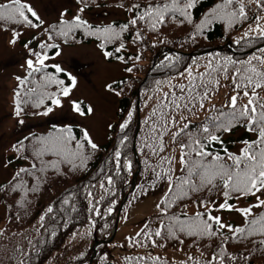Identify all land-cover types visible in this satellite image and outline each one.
<instances>
[{
  "label": "snow or ice",
  "instance_id": "obj_1",
  "mask_svg": "<svg viewBox=\"0 0 264 264\" xmlns=\"http://www.w3.org/2000/svg\"><path fill=\"white\" fill-rule=\"evenodd\" d=\"M197 3L198 0H148V3L143 5L132 2L128 6L120 3L118 7L131 13L126 23L97 25L90 22L85 15L93 6H100L97 0H75V10L63 8L54 23L43 19L28 0L0 2V22L40 30L39 37L34 36L23 43V48L27 51L23 65L25 74L14 77L17 86L13 90L12 115L17 124H25L24 116L28 107L36 110L32 113L34 116L49 117L56 109L63 107L62 98L71 97L78 84L77 77L71 72H66L59 62L49 61H55L62 55V44L82 43V40L77 39L78 35L85 38L94 37L100 41L98 47L105 59L115 58L125 65L131 60L133 67L124 69L127 73L133 72L142 53L134 57L119 55L126 48L124 34L134 30L132 42H143L145 30L158 31L159 27L167 22L178 20L181 25H192L189 38L195 42L198 37L207 38L206 33L217 23L222 24L227 32L251 18L252 23L248 24L243 34L235 38L234 42L239 45L241 41H245L252 45L257 39L264 41V0H216L199 20L192 14ZM141 24L145 26L144 29L139 27ZM21 36L22 32L18 28L11 29V39L8 43L16 46ZM58 39L62 43L57 42ZM33 40L36 42L35 47L32 46ZM108 45H114L111 51L107 50ZM52 51L55 56L49 54ZM257 52L258 54L254 53L247 59L240 60L228 55L221 56L218 52L212 53L204 64L205 71L196 75H193V68L188 67V84L179 85L181 95H176V85L169 84L173 91L162 93L149 116L151 119L159 111L162 121L160 124L154 122L150 127V131L156 133L154 141L145 142L152 154L166 150V134L171 135L172 144L177 147L173 148V155L159 158V170L156 167L151 169L155 175L151 187H154L157 181H166L168 185L163 197L156 204L158 218L166 217L167 223L161 219L154 231L145 224L141 232L137 233V237L142 236L154 247L164 246L158 244L156 238H171L183 244L181 236L194 238V243L205 239L212 241L220 237L217 245L219 253H210L203 261L188 257V260L181 264H189V261L192 264H253L257 252L264 257V47L258 48ZM166 59L172 64L181 57ZM196 64L197 60H193V65ZM61 74L65 79L60 78ZM221 76L225 80H231L232 93L217 107L214 100L220 87ZM197 79L199 84L195 83ZM122 84L123 82L119 81L115 87L113 84L106 87L108 91L120 96L123 93V88L120 87ZM161 84V81H156L157 87L153 91H160ZM53 86L54 91L50 90ZM116 87H120V91H116ZM70 104L74 114L79 117L95 113L94 107L85 105L82 100L70 99ZM164 108L168 109L167 113L163 111ZM173 109L180 112L183 122L179 125L172 115ZM134 110H130L127 118L118 125L119 132L116 135L119 145L114 149L113 157L109 161L114 162V175L117 177L121 175L122 169L131 172V160H124L122 163L121 148L128 140L126 129L132 121ZM197 111H206L207 115L199 124L191 126V121L183 113L194 115ZM169 123L175 131L169 128ZM108 127L112 129L114 126L109 124ZM237 128H243L245 133L249 134L247 138L240 140L237 152L229 150L226 146L222 148V152L213 150V145L225 144L223 134L232 133ZM99 150L100 145L95 142L86 126L80 127L79 134L74 131L72 124L60 127L53 124L44 134L24 135L12 144L11 151L28 161V166L19 168L7 186L0 190L17 195L22 193L19 205L26 208L30 203L29 193L37 192L42 184L48 182L50 175L67 176L69 173L86 171L89 161ZM145 163L147 164V161ZM105 180L106 184L104 180L100 181V188L109 195H115L112 191L113 175H106ZM141 190L146 194V191ZM204 192H207L208 196L198 195ZM213 195L217 198L222 196L223 201L217 204L215 199H210ZM87 197L89 212L101 215L100 209L92 203L94 197L91 191H87ZM104 199L105 197L101 196L100 200ZM185 200L197 204V210L193 214L189 215L185 210L187 204H184L179 213L172 211ZM239 201L247 203L242 206L234 203ZM62 204L71 206V201L65 197ZM114 207L115 201L107 208V213L110 214ZM72 211L77 209L72 206ZM214 211L239 213L243 222L235 224L225 221L222 216L214 215ZM53 212L54 207L49 205L39 218L41 227L46 217ZM94 227L95 223L91 221L88 236H91ZM104 227L107 228L108 225L105 224ZM51 235L54 237L56 232L53 231ZM232 240L243 243L244 252L230 253L227 246ZM129 242L132 243V240ZM207 247L211 248V243ZM16 251L23 255L22 249L17 248ZM150 259L151 264H169L160 257ZM19 264H24V261L20 260ZM102 264H108L107 256L102 258Z\"/></svg>",
  "mask_w": 264,
  "mask_h": 264
},
{
  "label": "trees",
  "instance_id": "obj_2",
  "mask_svg": "<svg viewBox=\"0 0 264 264\" xmlns=\"http://www.w3.org/2000/svg\"><path fill=\"white\" fill-rule=\"evenodd\" d=\"M108 2L111 7L120 8L117 6L120 3H124L128 6L130 3L135 2V0H108ZM138 2L142 5L148 3L146 0H139ZM215 2L216 0H198L197 7L192 10L195 19L199 20L202 14L208 8L213 6ZM120 10L123 15L108 22V24L113 22H116L117 24L127 22L131 13L123 8H120ZM249 15L251 17V12ZM250 23H252L251 18L244 24H238L234 29L227 32L222 24L217 23L206 33L207 38H197L202 41L205 40L206 43L199 48L195 47V49H191L187 45L181 44L183 41L190 39L189 33L192 31V25L187 23L181 25L178 20L177 22H167L155 32L145 30L143 42H132V36L135 34L134 30L125 33L126 48L122 50L119 55L134 57L142 53V56L140 61L134 67L131 76H126L115 81L113 84L115 87L117 82H123L120 86L123 88V96L119 99L120 112L118 115L121 120H117L113 124L114 127L110 130L108 144L106 143V146L100 147V150L89 161L86 171L69 173L67 176L50 175L48 182L42 184L37 192L30 193V195H28L30 205H26V208L16 207V213L12 217L13 220H18L20 222L26 220L29 216L33 218V208H40L44 212L49 205H52L54 207V212L46 217L43 222V227L40 225L37 233L25 235V232L20 245L16 241V233L11 232L12 243L6 251L0 252L12 255L18 261L17 264H19L20 260H23L24 264H102V258L104 256H107L108 264H113L112 259H116L118 263L121 264H151V257H160L161 260H166L169 264H179L178 260H174V257L169 256V253L167 252V248L171 247L183 251L184 254L190 253V256L188 257H194L197 260L203 261L204 258L197 257L193 253H199L201 248L204 249L202 243H205V241L198 240L194 243V238L184 236H181V239L184 241L183 244L171 238L166 240L156 238L157 243L163 244L164 246L154 247L150 241H145L142 236L137 237V234L130 236L129 239L124 242L118 238V233H116L115 238L111 242H104L97 245L95 251H93L92 245L96 241L110 236L117 219L118 210H120L119 216L121 217L122 214L129 210V203H131L133 199L134 202L131 203V210L132 206L140 198L151 193L153 190L157 189L162 182H165L157 181L155 186L151 187L155 180V175L151 169L156 167L157 170H159V158L161 156L167 157L165 151L153 155L150 149L145 146L146 141L147 143H152L155 139L156 133L150 131V127L153 123H146V121L140 119V138L137 141H133L136 127L138 125V115L135 109L136 97L134 92L137 90L140 95L143 94V100L140 101V110L143 111L145 106V96L149 91L152 92L157 87L156 81H161V86H164L166 83L176 85L177 87L174 89L176 94L177 91L180 90L179 85L188 84V81L173 83L169 78L180 77V74H182V76L187 75L188 67H192L193 70L197 68L196 66L198 65H193V60H197V64L199 62H205L210 54L217 52L220 53L221 56H232L233 59L236 60L247 59L252 52H257L258 48L264 47V41L258 39L255 40L252 45L247 44L245 41H241V44L239 45L234 42L235 38H239V31ZM171 26L173 28L172 30H169V27ZM139 27L141 29L145 28L142 24ZM0 28L3 30L6 28L9 30L18 28L20 30L23 27H20L19 25H5L0 22ZM34 36H36V34L33 33V35L29 36V39H32ZM77 39L83 41L80 44L95 42L98 46L100 43V41H97L94 37L85 38L82 35H78ZM165 39L168 40L169 43H167ZM57 42L61 43V40L58 39ZM113 47L114 45H108L107 50L111 51ZM192 50H194V52H192ZM175 56H180L181 59L169 64L166 57ZM108 61L117 60L112 58ZM125 67H133L132 61L129 60ZM202 72L204 71L201 70L197 73ZM61 78L65 79L63 74ZM222 80L226 81L223 79V76H221L220 85ZM136 83L138 84L137 88H135ZM195 83L199 84V79H197ZM224 86L226 92L232 89L231 80L228 85L224 84ZM120 87H116V89H120ZM50 90L54 91L55 88H50ZM200 90L203 91L202 88ZM171 91H173V89H170L169 92ZM219 106L220 104H217V107ZM133 108L135 109L133 112V118L128 129H126L128 140L126 145L121 148L123 154L122 163L124 160H131L132 168L131 172L122 169L121 175L117 177L114 175L115 164L114 162L109 163V161L113 157L114 149L119 145V140L116 135L119 132L118 125L123 122L129 110H133ZM173 110V116L176 118L177 125H179L183 122L180 118V112L179 110ZM183 115L187 116L191 121V126H195L199 123L196 122V120L190 119V114L188 112H184ZM155 122L157 124L162 123L161 120ZM73 126L74 131L79 134L80 126L78 124H73ZM51 127H49L47 131L51 129ZM169 128L172 129L171 123H169ZM172 130L175 131L176 129ZM237 130H240V134L235 140L234 137L236 136L235 132ZM248 135L249 134L245 133L243 128H237L233 130L232 133H225L223 134L225 144L223 146L213 145V150H219L222 152V148L226 146L229 150L236 152L233 150L236 146L235 141L240 142L242 138H247ZM169 142H172L171 135L166 134L164 136L165 148L169 146ZM109 143L111 144L109 145ZM136 156L140 159L141 169L136 176L135 188L130 193V196L133 198H130L131 201H127L122 207V199L129 191L132 175L137 169V163L135 160ZM15 161L17 164L23 163L20 160V155L18 157H11L10 162L13 163ZM145 161H147V164ZM101 169H103V172H101ZM106 175H113L114 185L112 191L115 195H109L100 188L101 180H104L106 184ZM141 189L146 191V194H143ZM87 191L92 192L94 197L92 203H95L100 209L101 215L97 216L95 212H89L90 204L89 198L87 197ZM198 195L208 196V193L204 192L199 193ZM101 196L105 197L103 201L100 200ZM65 197L70 199L71 206L62 204ZM210 199H215L217 204L223 201L222 196L217 198L213 195ZM113 201H115V207L109 214L106 210ZM234 203L238 204V202ZM245 203H247V201H245ZM184 204L188 205L185 210L189 215L197 210V204L194 201L185 200L176 208L172 209V211L179 213ZM72 206H74L77 211H72ZM201 210L203 209L201 208ZM157 213L158 212L150 213L144 217V220L138 222L140 225L138 233L141 232L145 224L148 225L150 230L154 231L159 226L161 219L167 223V218H158ZM91 221H94L95 227L92 229L91 236H88L87 231ZM118 221L120 222L121 219H118ZM242 222L243 220L235 221V224H242ZM105 224L108 225L107 228L104 227ZM53 231L56 232L54 237L51 235ZM27 236L28 238H26ZM130 239L132 240V243L129 242ZM219 242L220 237H216L206 244L211 243L213 251L219 253V247H217ZM142 244L145 246H141ZM22 247L24 248L23 255L16 251L17 248L20 249ZM227 247L230 253L239 254L245 250V245L236 240L230 241ZM249 247H251V245H249ZM209 253L213 252L210 251ZM188 257L184 261L188 260ZM255 260H261L264 262V257L257 252L253 259V264ZM0 264L3 263L0 261ZM189 264H192V262L189 261Z\"/></svg>",
  "mask_w": 264,
  "mask_h": 264
},
{
  "label": "rangeland",
  "instance_id": "obj_3",
  "mask_svg": "<svg viewBox=\"0 0 264 264\" xmlns=\"http://www.w3.org/2000/svg\"><path fill=\"white\" fill-rule=\"evenodd\" d=\"M138 1L139 0H135V2ZM0 2H6V0H0ZM28 2L33 5L41 17L48 23H54L59 11L63 8L75 10L76 7L75 0H28ZM85 15L90 22L100 23L102 20L107 22L115 20L120 15H123V13L120 8L111 7L108 4V6H104L103 8L93 6L87 10ZM247 27L248 25L244 27L242 31H239V34L242 35ZM172 28V26L169 27V30H172ZM33 30L35 29H26L23 31L20 41L16 46H12L8 43L11 39V30H6V32L0 31V183L11 179L14 173L21 168H12V164L5 163L6 155L13 153L11 150L6 152L5 147L8 146L9 143H16V141L27 131L43 129L45 126L52 123L74 122L76 124H83L87 126L90 129L95 142L102 145L105 144L107 140L106 124H109L111 121L117 119L116 110L118 106V97L115 96L113 92L108 91L106 86L114 80L126 76V72L124 70L125 66L121 62L119 63L105 60L102 52L96 46L97 44L95 42H89L88 44H62V55L58 57V62H61L66 69L76 73L74 75L78 80L77 87L73 91L71 97L62 99L63 107L56 109L55 113L51 114L49 117H39L32 114L24 116L25 124H17L16 119L12 115L13 90L17 86V82L14 77L17 75L23 76L25 74L23 65L25 59L27 58V51L23 48V43L29 40L28 38ZM37 31V35L40 36V30ZM41 38L43 39V37ZM165 41L169 43L168 40L165 39ZM205 43V40L202 41L197 39L193 42L191 39H187L181 44L187 45L191 49H195V47L199 48ZM32 46H36L35 40H33ZM192 52H194V50H192ZM205 62H199L196 64L198 66H196L197 68L193 70V72L196 71L193 75L201 70L205 71ZM182 77L186 78V75H183ZM229 83L230 80L225 81L226 85ZM169 84L172 83H166L160 91H152L145 96V106L142 113V119L144 121L154 123L155 121L160 120L159 111L151 119H149V116L151 115L152 110L156 106L157 100L161 97L162 93L170 91L171 88L169 87ZM222 86L223 84L220 85L215 96L214 103L216 105L221 104L224 101V98L232 93V89L227 92L222 91ZM137 87L138 84L136 83L135 88ZM136 94L137 90L134 92V95ZM180 95L181 92L178 90L177 96ZM142 96L143 94L140 95L139 101L143 100ZM149 97L152 98L149 99ZM70 99H79L84 101L86 105H92L95 109L94 115L81 118L77 117L71 109ZM169 99H171V97H169ZM33 110L36 111L35 109ZM28 111L32 112L31 109ZM163 111L167 113L168 109L164 108ZM173 114L174 110H172V115ZM189 114L190 119L197 120L200 123L205 119L207 112L197 111L194 115L191 113ZM240 130L235 132V140L239 136ZM235 144L236 146L233 150L237 152L240 147V143L239 141H235ZM13 155L18 156L20 154L13 153ZM165 155H173L171 147L166 148ZM27 166L28 161L25 160V164L22 167ZM29 182L31 183V181ZM166 186V181L160 184L161 188ZM21 196L22 193L19 195L12 193L11 199H8L3 194H0V216H2L4 211L15 210L16 207H20L19 200ZM140 206L138 214L132 215L133 223L136 221L135 218L141 217V212L148 213L155 211V204L149 201L141 202ZM220 214L225 221L229 220V222L233 223L238 221V216L235 212ZM204 241L205 243H202L204 249L201 248L199 253L194 252L193 254L197 257L205 259L209 257L210 251L213 252L212 254H216V252L213 251L212 248L207 247L208 244L206 243L209 242L208 240L205 239ZM254 264L264 263L260 260H255Z\"/></svg>",
  "mask_w": 264,
  "mask_h": 264
}]
</instances>
